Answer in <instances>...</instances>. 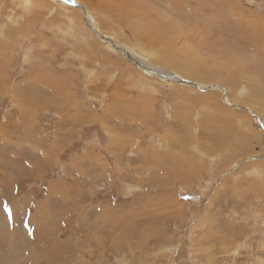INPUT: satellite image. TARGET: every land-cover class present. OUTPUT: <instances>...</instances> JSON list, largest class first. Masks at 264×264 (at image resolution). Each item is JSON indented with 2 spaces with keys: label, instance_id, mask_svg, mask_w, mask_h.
Masks as SVG:
<instances>
[{
  "label": "rangeland",
  "instance_id": "obj_1",
  "mask_svg": "<svg viewBox=\"0 0 264 264\" xmlns=\"http://www.w3.org/2000/svg\"><path fill=\"white\" fill-rule=\"evenodd\" d=\"M23 1L0 0V264H264V0Z\"/></svg>",
  "mask_w": 264,
  "mask_h": 264
},
{
  "label": "bare ground",
  "instance_id": "obj_2",
  "mask_svg": "<svg viewBox=\"0 0 264 264\" xmlns=\"http://www.w3.org/2000/svg\"><path fill=\"white\" fill-rule=\"evenodd\" d=\"M24 1H26V2H32L33 0H24ZM23 1V2H24ZM62 5V4H61ZM62 7L64 8V10L66 11V12H72L69 8H68V6H66V5H62ZM86 11V13L88 12V14H86L87 16H90L91 18H92V16H91V13H89L90 12V10L88 11V10H85ZM122 15V14H121ZM71 19L72 20H74L73 19V17H71ZM129 21V20H128ZM158 21V20H157ZM131 22V21H130ZM153 23V22H152ZM95 26H96V24H95ZM143 28V27H142ZM134 29H138V27H135ZM150 30V29H149ZM150 32V31H149ZM149 38H145L146 40L145 41H147V42H150V40H152V38H154V40L156 39V40H159L158 38H162L163 36H162V34H160L159 35V33H158V36H154V34L153 35H151L150 33H149ZM145 37V36H144ZM147 37V36H146ZM152 37V38H151ZM111 42H112V47H116L115 45H119L120 46V43H118L116 40H113V38L111 39ZM159 42V41H158ZM111 44V43H110ZM124 45V44H123ZM127 45V44H126ZM122 46V45H121ZM141 47H134L133 48V50L131 49H129V52L131 53H129V55H131L132 56V58L134 59H137V60H139L142 64H144L145 65V67L147 68V70L146 71H150V72H157V71H155V70H157L159 67L158 66H156V65H154V64H152V63H149L148 61H147V59H149L150 58V53L148 52V50H146V47L145 46H143V45H140ZM122 48V47H121ZM184 52H186V50L184 51ZM127 53V52H126ZM169 58V57H168ZM260 58H263L264 59V57L263 56H260ZM134 59V60H135ZM178 59H180V58H178ZM163 60V59H162ZM174 59L172 58V59H168V60H166V61H170V63H172L173 65H174V67H175V69L176 70H179L180 72H183L184 74L183 75H189V72H187V71H193V68L195 67V63L194 62H191V60L190 59H188V58H186L185 56H183V59L181 58V62H177V63H175L174 61H173ZM165 61V60H164ZM137 62V61H136ZM139 63V62H138ZM141 66V65H140ZM262 66H264V65H259V64H257L256 62H254L253 63V66L252 67H250L249 69L251 70V72L253 71V67H254V69H256V68H258V69H260ZM150 69H152V70H150ZM162 69V68H161ZM248 69V70H249ZM263 71V70H262ZM161 72H165L164 70H161ZM145 74V73H144ZM182 74V73H181ZM210 79H212V78H210ZM109 82V81H108ZM263 90H264V86H263ZM246 94H247V92H246ZM227 95H228V97H229V99H231L232 100V102H236V101H239V99H241L245 94H242V93H235L234 95H231V97H230V95H229V93L227 92ZM256 112V111H255Z\"/></svg>",
  "mask_w": 264,
  "mask_h": 264
}]
</instances>
